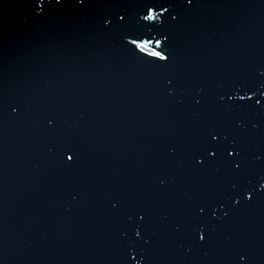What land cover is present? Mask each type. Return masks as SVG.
<instances>
[{
	"label": "water",
	"instance_id": "95a60500",
	"mask_svg": "<svg viewBox=\"0 0 264 264\" xmlns=\"http://www.w3.org/2000/svg\"><path fill=\"white\" fill-rule=\"evenodd\" d=\"M175 2L172 62L148 68L102 32L104 9L0 0V97L18 106H0V264H264V190L241 196L264 175V97L220 100L264 82V0ZM210 125L243 144L239 173L192 167ZM210 200L223 207L200 217L199 243L190 225Z\"/></svg>",
	"mask_w": 264,
	"mask_h": 264
},
{
	"label": "snow or ice",
	"instance_id": "6c2138e0",
	"mask_svg": "<svg viewBox=\"0 0 264 264\" xmlns=\"http://www.w3.org/2000/svg\"><path fill=\"white\" fill-rule=\"evenodd\" d=\"M50 0H28V7L33 9L36 16H41L45 11V4ZM65 0H55L57 5H61ZM184 6H191L193 0H182ZM72 3L80 8H99L106 10L101 17L99 24L102 32L108 37H114L119 50L130 60L148 68H166L172 62V37L173 28L178 22L177 3L175 0H101L94 3L92 0H72ZM142 6V7H141ZM136 8L134 17L129 16V8ZM167 13V15H165ZM147 30V31H144ZM155 33L154 36L150 35ZM168 94L171 95L174 89L172 81H168ZM243 93V94H241ZM259 94L264 97V82L238 83L228 92L220 96L221 101L232 102L229 108L232 110H242L249 101ZM243 102V103H240ZM195 103L199 105L200 100ZM10 108L11 112L17 113L18 106H13L6 98L0 97V106ZM255 105H261V99H255ZM53 119L48 120L49 127L54 126ZM239 126V122L237 123ZM243 144L236 139L229 140L223 127L220 125H210L205 130L201 141L191 155L192 167L197 171H207L210 168L223 166L226 170L239 173L242 170L244 160L241 157ZM61 157L65 165L74 167L78 161V149L73 143L62 146ZM163 183V181H161ZM256 190H264V175L259 177L256 189L245 188L241 194L242 199L251 201L254 199L253 193ZM234 206H239L241 198L230 197ZM115 207V205H113ZM223 204L216 201L198 203L195 210V218L190 228L199 243H204L209 237L204 221L200 219L206 212L210 218L216 219L218 209ZM227 213H225V216ZM140 221L145 219V214L136 213ZM139 228L133 229V236L142 238ZM147 242V241H145ZM136 264H142L141 260L131 256ZM238 264H249V257L243 253H237Z\"/></svg>",
	"mask_w": 264,
	"mask_h": 264
}]
</instances>
